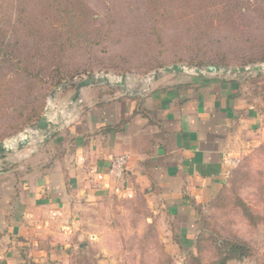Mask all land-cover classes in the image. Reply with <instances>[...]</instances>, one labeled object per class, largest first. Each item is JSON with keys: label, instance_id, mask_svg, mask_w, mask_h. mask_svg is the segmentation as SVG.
I'll return each mask as SVG.
<instances>
[{"label": "crops", "instance_id": "1", "mask_svg": "<svg viewBox=\"0 0 264 264\" xmlns=\"http://www.w3.org/2000/svg\"><path fill=\"white\" fill-rule=\"evenodd\" d=\"M163 75L122 95L96 96L100 84L53 95L49 116L61 118L60 130L0 157V264H63L97 205L114 195L142 193L178 221L185 241L192 236L194 206L264 143V73ZM121 154L125 171L114 179L108 167Z\"/></svg>", "mask_w": 264, "mask_h": 264}, {"label": "rangeland", "instance_id": "2", "mask_svg": "<svg viewBox=\"0 0 264 264\" xmlns=\"http://www.w3.org/2000/svg\"><path fill=\"white\" fill-rule=\"evenodd\" d=\"M55 1L62 2L63 16L70 12L64 21L67 26L56 29V34L66 41L65 52L55 63L47 61L45 53L36 52L38 56L41 54L40 58L34 57L21 64L18 74L8 65L0 69V142L15 136L10 128L21 122V118L15 115L19 110L17 104L26 98L36 100L37 104L45 101L46 106L53 91L45 97L44 93L59 74L71 75L85 70L91 73L89 75L125 74L126 90L132 93L152 84V78L145 77L165 65L198 66L187 62L194 55L231 59L235 63L225 66L228 68L264 63L258 60L248 62L251 56L259 54L258 47L264 46V4L261 0ZM37 2L43 18L50 13L54 1ZM18 4L3 5L4 15L18 20ZM24 6L37 13L34 0L24 2ZM44 26L53 28L48 23ZM46 33L49 36L55 34L52 29H46ZM13 37L10 34L9 38ZM15 38L26 44L24 34ZM32 39L41 38L33 34L28 45ZM24 50L29 52L27 45ZM3 64L0 60V66ZM56 66L60 69L58 73ZM87 97L86 94L80 96L83 100ZM258 168H264L263 154L251 158V169ZM244 185L248 186L242 190L243 197L258 203L254 189L256 183ZM208 203L200 206L215 215L216 229L226 224L225 218L235 219L237 225H229L232 229H227L251 242L257 251L256 258L231 259L226 264H241L239 262L244 260L251 261L250 264H264V222L251 229L239 214L223 216L221 210H206ZM261 206L258 208L264 213ZM159 210H152L144 195L106 198L97 205L82 228L84 245H74L63 264H193L188 262V256L197 254L194 246L198 234L197 217L195 232L185 241L178 221ZM202 246V264H213L216 259L214 247L208 242ZM78 248L85 250L80 252Z\"/></svg>", "mask_w": 264, "mask_h": 264}, {"label": "trees", "instance_id": "3", "mask_svg": "<svg viewBox=\"0 0 264 264\" xmlns=\"http://www.w3.org/2000/svg\"><path fill=\"white\" fill-rule=\"evenodd\" d=\"M34 1L36 2L37 13H33L28 6H24V2H29V0H0V60L4 63L0 66V69H2L4 65H8L12 72L18 74L21 64L33 60L34 57L40 58L41 54L38 56V53L36 52L45 53L44 56L47 61H52L53 63L59 61L65 52L66 41L64 42L62 40L63 37L56 34V29L67 26V23H64V21L70 12L67 11L66 16H63L65 10L62 6V2H56L53 0L54 3L51 6L50 13L42 18L40 17V14L42 13L40 6L37 0ZM261 1H263L264 4V0ZM16 2H19V4L16 5L17 10L20 12L17 16L18 20L11 18V16L4 15L5 12L2 10L3 5L8 3L13 5ZM28 12L29 14H26ZM59 20L60 22H58ZM47 23L48 25H52L53 28L44 26ZM46 29H52L55 34L49 36L48 33H46ZM39 31L41 32L40 35H38ZM10 34L15 37L17 35L24 34L26 44L20 43L15 37L10 39ZM33 34H36L41 39H32L30 45H28V39ZM26 45L29 48V52L24 50ZM258 48L260 49L259 54L251 56L248 59V62L256 60L264 61V46ZM191 57L192 58H188L187 60L189 65L200 66L205 64H215L228 66L235 63L231 59L224 57L211 58L206 56V54H203L201 57L197 55ZM180 59L181 57L179 60ZM56 68L55 69L58 73L60 69L58 66H56ZM26 71L27 70H24V72ZM24 72L21 75H24ZM82 74L89 75L91 73L85 70L71 75L59 74L52 80V85L47 88L44 93V97L47 93L50 95L56 88L60 89L58 91L60 97L77 89L73 80ZM92 90L96 96L101 97L105 94L115 92L116 88L107 84H100L94 86ZM17 107L19 110L15 111V115L21 118V122L10 128L12 130L11 134L14 135L38 122L44 112L45 101L37 104L36 100L31 101L25 98L22 103L17 104ZM14 109H16V106H14ZM255 154L264 155V143L260 144L249 154L244 156L238 165L230 171L226 182L221 186L219 192L206 206V210L218 209L223 211V216H228L230 214L237 216V214H239L243 218L246 225L251 229H256L264 222V213L258 208V205H262L261 207L264 209V171L262 170L264 168H258L255 171L251 169V158ZM254 172H257L256 175ZM246 183H256L254 189L256 190L255 194L257 196L258 203L249 202L245 197H243L242 190L248 186L244 185ZM136 196H143V194L136 193ZM194 208L196 211L198 227V234L194 242L197 254H190L188 256V262L191 261L193 264H202V260L200 258L201 251L203 250L202 245L207 242L214 247L216 252V259H213V264H226L227 261L231 259L241 260L244 258H256L257 251L252 243L230 230L232 228L229 227V225H237L235 219L229 217L225 218L226 224H223V227L216 229L214 226L215 223L213 222V220H216L214 214L207 213L204 210L205 208L200 205H195ZM226 233L227 236H223V234ZM83 250L85 249L78 248V251L80 252Z\"/></svg>", "mask_w": 264, "mask_h": 264}, {"label": "water", "instance_id": "4", "mask_svg": "<svg viewBox=\"0 0 264 264\" xmlns=\"http://www.w3.org/2000/svg\"><path fill=\"white\" fill-rule=\"evenodd\" d=\"M261 73H264V63H258L252 66H240L233 68H228L215 64H207L202 67H188L183 64L173 63L170 65H165L157 71L150 73L145 77V79L152 78V80H156L161 74H184L194 77H239L242 75H260ZM126 82L127 78L125 74L120 75L116 80H114L113 76H109L108 74H95L75 84L77 88L97 84H107L109 86L119 89L122 93L127 94L128 92L126 90ZM59 90V88L54 89L52 95L50 96H53ZM50 111V103L47 100L44 112L38 122L24 129L21 133L16 134L12 138L0 142V157L5 154H12L13 151L21 150L27 145H29L31 142L36 141L38 138H41V140L45 142L49 138H51L55 133H57L63 125L49 116ZM83 245L84 244H81L80 246Z\"/></svg>", "mask_w": 264, "mask_h": 264}, {"label": "built area", "instance_id": "5", "mask_svg": "<svg viewBox=\"0 0 264 264\" xmlns=\"http://www.w3.org/2000/svg\"><path fill=\"white\" fill-rule=\"evenodd\" d=\"M89 76H92V75L82 74V75L76 77L73 80V83L81 82L82 80H85ZM113 77H114V80H116L119 76H113ZM120 94L122 95L124 93L121 92ZM48 102L50 103V107L52 109V107H54L55 97L49 96ZM49 115H50V113H49ZM50 117H52L55 121H57L60 118L58 116H50ZM67 119H68V117L66 116L65 121H67ZM126 160H127V156L125 154L114 156L112 158L110 164H109V167H108V175L113 177L114 179H120L122 177L124 171H125Z\"/></svg>", "mask_w": 264, "mask_h": 264}]
</instances>
